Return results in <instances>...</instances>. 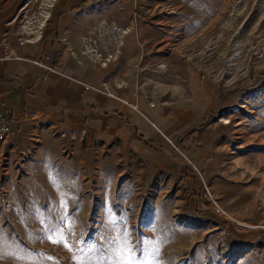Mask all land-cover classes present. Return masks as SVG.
Here are the masks:
<instances>
[{"label":"rangeland","instance_id":"obj_1","mask_svg":"<svg viewBox=\"0 0 264 264\" xmlns=\"http://www.w3.org/2000/svg\"><path fill=\"white\" fill-rule=\"evenodd\" d=\"M47 1L0 9L31 16ZM142 1L168 40L160 92L187 88L189 67L216 106L191 146L171 141L185 158L166 140L144 153L115 141L101 159L79 144L60 170L54 146L23 153L0 139V264H110L125 233L145 262L264 264V0Z\"/></svg>","mask_w":264,"mask_h":264},{"label":"crops","instance_id":"obj_2","mask_svg":"<svg viewBox=\"0 0 264 264\" xmlns=\"http://www.w3.org/2000/svg\"><path fill=\"white\" fill-rule=\"evenodd\" d=\"M142 5L48 0L31 16L18 5L0 9V98L11 127L4 141L12 149L47 154L54 146L55 169L62 170L72 145L100 148V159L104 145L115 141L141 153L161 146L164 137L191 146L196 131L190 128L216 106L214 89L186 67L187 88L173 96L160 92L166 62L156 54L168 40L141 18ZM40 58L66 76L31 63ZM68 77L103 92L84 91Z\"/></svg>","mask_w":264,"mask_h":264},{"label":"built area","instance_id":"obj_3","mask_svg":"<svg viewBox=\"0 0 264 264\" xmlns=\"http://www.w3.org/2000/svg\"><path fill=\"white\" fill-rule=\"evenodd\" d=\"M31 62H33L34 64L40 66L41 68H43L44 70H47L49 72H54V73H57V74H60L62 76H65L63 75V73L58 69L56 68L55 66H53L52 64L50 63H47L46 61H39V60H31ZM69 79H73V78H70L68 77ZM75 80L76 82H78L84 91H88V90H93V91H98V92H103L100 88L96 87V86H93L91 84H88V83H85L83 81H80V80H77V79H73ZM124 103L127 104V102L124 101ZM3 100L0 98V139L1 140H5L6 138H8V135L10 133V122L7 118V115L5 114L4 110H3ZM133 109H137V107L135 105H132V104H129ZM161 135L162 133L159 132ZM163 136V135H162ZM164 137V136H163ZM164 139L169 143V145L180 155L182 156L183 158L184 155H183V152L179 150V148L173 144L169 139L165 138Z\"/></svg>","mask_w":264,"mask_h":264},{"label":"snow or ice","instance_id":"obj_4","mask_svg":"<svg viewBox=\"0 0 264 264\" xmlns=\"http://www.w3.org/2000/svg\"><path fill=\"white\" fill-rule=\"evenodd\" d=\"M48 239H52L51 236L48 237ZM63 239V237H61ZM124 247H121L118 244L117 240L112 241V249L111 252L113 254V258L110 262V264H159L158 260H154L151 262H145L143 260V253L137 252L135 246L128 243V237L125 233L124 237ZM125 249L127 251V254H125ZM118 253V254H117ZM135 253V255H133ZM4 255H6L5 252H3L2 249H0V258H3Z\"/></svg>","mask_w":264,"mask_h":264},{"label":"bare ground","instance_id":"obj_5","mask_svg":"<svg viewBox=\"0 0 264 264\" xmlns=\"http://www.w3.org/2000/svg\"><path fill=\"white\" fill-rule=\"evenodd\" d=\"M242 224V223H241ZM244 226H248L247 224H243Z\"/></svg>","mask_w":264,"mask_h":264},{"label":"trees","instance_id":"obj_6","mask_svg":"<svg viewBox=\"0 0 264 264\" xmlns=\"http://www.w3.org/2000/svg\"><path fill=\"white\" fill-rule=\"evenodd\" d=\"M139 140H142L140 137H138Z\"/></svg>","mask_w":264,"mask_h":264}]
</instances>
